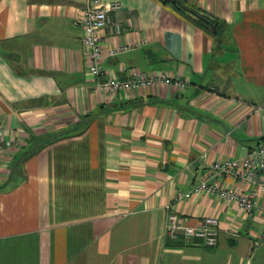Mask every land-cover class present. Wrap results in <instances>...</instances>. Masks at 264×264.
<instances>
[{
	"label": "crops",
	"instance_id": "1",
	"mask_svg": "<svg viewBox=\"0 0 264 264\" xmlns=\"http://www.w3.org/2000/svg\"><path fill=\"white\" fill-rule=\"evenodd\" d=\"M101 1L119 3L106 44L127 47L105 75L188 85L96 90L87 0H0V264H253L263 216L176 194L264 143V0H191L210 23L172 0ZM166 204L190 225L216 216V245L167 235Z\"/></svg>",
	"mask_w": 264,
	"mask_h": 264
},
{
	"label": "built area",
	"instance_id": "2",
	"mask_svg": "<svg viewBox=\"0 0 264 264\" xmlns=\"http://www.w3.org/2000/svg\"><path fill=\"white\" fill-rule=\"evenodd\" d=\"M119 7L117 1L104 3L101 0H87L77 14V21L83 28V46L90 61L88 71L95 79L94 87L99 91L135 92L146 88L167 85L185 88L188 79L179 74L164 72H142L131 70L127 78L120 79L113 75H105L103 61L115 55L126 46L112 47L106 44V35L111 29L120 31L121 26L111 20V13ZM255 111L264 110V105H254ZM1 133V132H0ZM10 141H6L9 145ZM5 145L0 141V155ZM232 176L236 179V187H229L225 179ZM200 194H215L221 199L234 202L244 212H254L264 217V143L247 150L241 160L222 159L211 163L201 180L187 190L179 191L176 199H189ZM167 235L179 236L194 245L214 246L217 243L219 220L216 216L206 215L194 225L187 224L179 214L166 204Z\"/></svg>",
	"mask_w": 264,
	"mask_h": 264
},
{
	"label": "rangeland",
	"instance_id": "3",
	"mask_svg": "<svg viewBox=\"0 0 264 264\" xmlns=\"http://www.w3.org/2000/svg\"><path fill=\"white\" fill-rule=\"evenodd\" d=\"M186 6L191 7V8H200L202 9L205 13H211L210 8H206L205 2H195V1H191V0H181ZM263 250H264V245L262 246ZM260 251V249H259ZM253 264H264V257H262L260 255V253L258 254V252L256 253L255 257L253 258Z\"/></svg>",
	"mask_w": 264,
	"mask_h": 264
},
{
	"label": "trees",
	"instance_id": "4",
	"mask_svg": "<svg viewBox=\"0 0 264 264\" xmlns=\"http://www.w3.org/2000/svg\"><path fill=\"white\" fill-rule=\"evenodd\" d=\"M175 2V4L183 11L187 12V13H191L193 15H195V17H197L200 21H205L204 19H208V17L201 15L200 12H198L196 9L191 8L186 6L181 0H172ZM209 21H211L210 19H208ZM204 246V245H203Z\"/></svg>",
	"mask_w": 264,
	"mask_h": 264
},
{
	"label": "water",
	"instance_id": "5",
	"mask_svg": "<svg viewBox=\"0 0 264 264\" xmlns=\"http://www.w3.org/2000/svg\"><path fill=\"white\" fill-rule=\"evenodd\" d=\"M204 20L210 23V21L208 19H204ZM212 27H213L214 31H216V29H215V23L212 24Z\"/></svg>",
	"mask_w": 264,
	"mask_h": 264
}]
</instances>
